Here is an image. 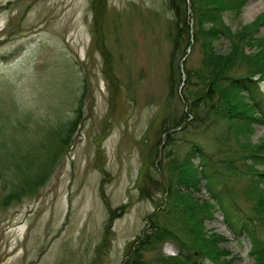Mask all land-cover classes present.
Returning <instances> with one entry per match:
<instances>
[{"label":"rangeland","instance_id":"1","mask_svg":"<svg viewBox=\"0 0 264 264\" xmlns=\"http://www.w3.org/2000/svg\"><path fill=\"white\" fill-rule=\"evenodd\" d=\"M100 3L97 22L90 0H0V158L9 163L14 154L18 163L16 155L28 152L23 154H37L31 164L38 165L40 153L49 152L51 160L57 154L45 169L51 171L45 182L18 201L6 202L11 188L2 174L0 264H176L171 258L182 250L188 254L190 243L173 214L167 221L176 222L177 238L155 242L141 255L130 249L144 238L149 218L171 208L172 166L185 162L197 145L220 170L239 150L226 123L200 122L185 97L186 72L199 68L202 59L190 8L184 40L177 37L169 0ZM263 16L264 0H249L240 16L223 18L233 32L256 27L253 40L259 42ZM175 44L182 45L177 52ZM246 44L247 54L256 52L251 41ZM229 47L225 37L215 43L221 54ZM260 87L264 96V80ZM200 111L207 120L209 112ZM75 120L70 143L61 147ZM252 141L264 143V125L255 126ZM204 156L191 159L192 170H202ZM236 163L250 170L245 161ZM20 177L16 184L24 181ZM251 179H224L245 214L255 205ZM224 181H216V194ZM206 183L201 180L200 190L189 193L196 206L211 203ZM109 208L116 218L99 253ZM204 228L214 254L220 249L225 255L220 263L206 258L197 264H255L251 242L233 234L222 209L205 219Z\"/></svg>","mask_w":264,"mask_h":264},{"label":"trees","instance_id":"2","mask_svg":"<svg viewBox=\"0 0 264 264\" xmlns=\"http://www.w3.org/2000/svg\"><path fill=\"white\" fill-rule=\"evenodd\" d=\"M100 2L101 0H90L97 22L104 9L103 3ZM169 2L176 9L177 37L183 38L189 32L190 15L188 8H190L195 33L194 40H201L202 59L200 67L187 70V80L183 88L191 111L202 123L206 124L205 121L226 123L228 125L226 131L228 130V135L236 139L239 150L223 161L220 170L216 168L213 157L209 158L206 154L204 156L205 152L197 145L191 150L185 162L179 163L178 161L173 165L167 179V193L172 201L171 208L166 213L162 212L151 216L149 218L150 225L144 233V238L136 240L138 244L130 247V249H135L136 255H141L146 247L155 242L169 237L177 238L179 235L173 228L176 222H173L174 225H170V222L167 221L168 214H173L183 221L190 243V247L187 248L190 249L188 254L182 250L180 254L171 258L174 263L197 264L198 260L203 261L206 258L220 263V257L225 254L220 249H216L218 253L214 254L209 247V244H213V242L211 236L210 239H207L204 234V222L206 218L213 217L219 209H222L233 234L236 237L245 236L251 242L250 257L255 260V264H264V188H261V183L264 182V170L260 172L256 168L258 165L264 167V143L256 144L252 141L255 126L264 125V96L260 87V83L264 80V39H259V42L256 39L253 40L255 35L253 32L256 27L233 32L224 23L225 13L240 16L249 0H169ZM261 20L264 22V16L261 17ZM222 37L227 38L230 43L225 54L218 53L215 48V43ZM177 40L181 43L179 38H176ZM249 41L252 43L251 46L256 49V52L252 54L246 53V43ZM187 43H189L188 40ZM181 46L175 44L174 50L177 52ZM174 63L176 64V62ZM200 110L209 112L207 113V120L199 114ZM210 117L213 120L209 119ZM77 121L70 123V127L65 132L68 138L62 146L61 144L58 145L59 148L70 143L71 134L78 123ZM62 150L63 148H60L58 155ZM23 153L20 154V158L19 154L16 155L19 160L18 163H16L14 154L13 160L9 163H5L0 158V179L4 178L2 174H6L9 179L6 180L5 185L11 188L6 202L18 201L29 192L40 187L51 172L45 170L48 169L47 165L53 163V159L55 161L57 157L56 154L51 160L49 152L47 154L40 153V158L43 157V160H40L38 165H32L34 158H39L37 154L30 153L32 156H28ZM198 155L204 156L208 160L207 162L204 159L206 165H202L203 168L200 172L192 170L190 164L191 159ZM237 160L248 163L250 170L246 171L239 167L236 163ZM206 173L209 174L206 175ZM20 174L23 175L24 181L16 184L14 181L17 178L21 179ZM226 175L252 178L253 185L249 188V195L255 201L253 213L245 214L229 194L227 183L224 181ZM203 179H206V188L212 193L211 203L196 206L190 199L189 193L199 191L200 182ZM218 179L224 182L218 184L221 186L217 188L216 194L214 188L217 184L216 181H219ZM255 182H258L260 186L254 185ZM181 189L186 190L187 194ZM106 205L108 206L107 203ZM115 213L114 210L110 209V218L106 222L105 239L99 253L102 252L106 244L108 229L116 218ZM225 240L222 238V241ZM136 264H142V262L138 261Z\"/></svg>","mask_w":264,"mask_h":264}]
</instances>
